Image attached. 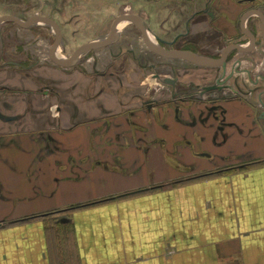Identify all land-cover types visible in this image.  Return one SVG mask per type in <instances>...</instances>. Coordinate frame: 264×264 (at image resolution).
I'll return each mask as SVG.
<instances>
[{"label":"crops","instance_id":"crops-1","mask_svg":"<svg viewBox=\"0 0 264 264\" xmlns=\"http://www.w3.org/2000/svg\"><path fill=\"white\" fill-rule=\"evenodd\" d=\"M48 1L41 14L61 29L58 59L105 41L117 17L134 14L158 47L210 60L227 49L251 75L264 76V41L247 40V33L264 38V0ZM0 4V15L17 9ZM52 31L21 30L0 41V264H264L257 92L211 90L179 103L176 88L208 87L216 69L169 57H160L170 63L152 90L131 60L106 59L118 47L133 48L144 63L159 57L130 19L117 23L112 42L81 51L68 67L41 59L40 51L50 57ZM92 52V61H80ZM108 64L127 76L120 92L116 78L89 73ZM77 65L78 75L60 71ZM231 79L251 87L245 74ZM43 86L60 94H43ZM156 98L164 103L141 106ZM46 217L67 236L47 238Z\"/></svg>","mask_w":264,"mask_h":264},{"label":"flooded vegetation","instance_id":"flooded-vegetation-1","mask_svg":"<svg viewBox=\"0 0 264 264\" xmlns=\"http://www.w3.org/2000/svg\"><path fill=\"white\" fill-rule=\"evenodd\" d=\"M30 1L29 0H10V5L16 6L17 9L14 10L15 13H7V14L0 15V19H1L0 20V41L2 40L3 35H6L7 33L16 35V33L20 30H26V31L34 32L37 35L39 34L38 32H35L33 30L35 27V24L39 21L32 22L29 25H26V24L34 17H40V16L41 17H48V16H44L43 14H41L44 6L47 3H46V0L45 1L44 0H35V2L33 0H30ZM22 14L25 15L24 18L21 16ZM8 17H11V18H8ZM12 18H14L16 21H14V19H12ZM48 18L51 19L50 17H48ZM40 22H43V21H40ZM43 23L48 25V28H50L49 30L54 31V32L52 31L53 32V35H52L53 41L49 47V50H51V48L53 47V45L55 43L56 38L58 37V35L56 33V30L54 29V27L52 25H50L46 22H43ZM6 24L13 26V28H9L8 31L3 32L2 29ZM112 25H113V23H112ZM112 25H111V28H112ZM57 26L59 28V34H60L59 38L61 40V37H62L61 36L62 35L61 29H60L58 24H57ZM251 36L253 37L254 42H252ZM60 40H59V43H60ZM247 40L251 43V47H252V46L259 45L260 42L264 41V38L261 35L260 41L255 40L254 34L247 33ZM2 47H3V43L1 42L0 43V49H2ZM20 47L24 48V44L23 45L21 44ZM226 50L227 49H225V51L220 55V57L218 59L217 58L214 59L216 64L211 65L212 67H215V69H216V72H215L214 78H213L214 82L212 85H210L208 87H195V86H193V84H190L188 86V88H186L185 90H180V89L176 88L173 95L178 99L177 102L189 103V102H192L193 100L194 101L197 99L199 100L203 96L204 93H206L207 91H211V90L216 91V92H221L222 90L227 89L230 91V93L232 95L241 94L245 98H248L249 96L254 95L257 92L256 93V100L259 102V105L263 108L259 112V117L264 119V105L262 104V99H263L262 97L264 96V89H262V87H261L258 90H255V87L257 86L258 82H260V81L264 82V76L262 77L260 75H255V76L251 75L249 73V71L242 66V63H243L242 60L238 59L234 56H231V55L229 56L228 52H227L228 50L227 51ZM32 58L34 60V64H37L38 60L36 58H34V56H32ZM49 59L52 63H54L50 57H49ZM66 60H68V59H66ZM0 62H1V57H0ZM6 64L16 65V66H19L21 68L26 67V65H24L23 63H20V62L17 63L14 61H8ZM54 64H56V63H54ZM236 74H245L247 82H248V84L251 85V87L243 88V87L238 86L237 84H232L231 82L233 80L231 78ZM175 77L176 76L174 74V77H171L169 79L171 80ZM194 90H196V91H194ZM194 93H195V95H194ZM219 98L224 99L226 97L220 95Z\"/></svg>","mask_w":264,"mask_h":264},{"label":"rangeland","instance_id":"rangeland-1","mask_svg":"<svg viewBox=\"0 0 264 264\" xmlns=\"http://www.w3.org/2000/svg\"><path fill=\"white\" fill-rule=\"evenodd\" d=\"M6 0H4V3H5ZM30 1V0H29ZM35 2V0H33ZM0 2L3 3V0H0ZM31 2V1H30ZM29 2V3H30ZM49 1L46 0V3H48ZM52 3V1H51ZM53 4V3H52ZM4 4H0V6H3ZM8 8H10L9 10H13L12 8L15 7V6H11L10 5V0H7L6 1V4H5ZM54 5V4H53ZM6 9V8H5ZM54 10L55 11H60V9H57V7L54 6ZM113 22V21H112ZM111 26V24L109 25ZM50 27V26H49ZM9 28H13V26H10L9 24H6L2 31H8ZM111 28V27H110ZM48 29L50 28H47V26H37L36 28H34L33 30L35 32H38L39 35H46V33H48ZM21 31V30H20ZM23 31V30H22ZM26 31V30H24ZM137 32V31H136ZM53 41V37L51 36L50 39H49V42L50 44L52 43ZM136 41V40H135ZM9 42V41H7ZM73 42H76V41H70V43H73ZM37 43V40L35 41V44ZM4 45V44H3ZM26 46V44H24ZM24 46V47H25ZM142 48L147 49V47L145 46L144 42L142 41L141 42V46ZM75 48V47H74ZM74 48H71V52ZM68 51H70V48L67 49ZM40 53H42L43 57L41 59H44L45 60V63L46 64H49V65H53V63L50 61L49 57L47 56V52L46 51H40ZM45 53V54H44ZM139 52H134L133 48L131 49L130 47H118L116 50H112L111 52L108 53V56H107V60L108 59H111V60H115L116 61H120L123 59H129L131 60V62L137 67L138 71L137 73H139V76H140V79H144V80H147L149 81V84H151L150 86L153 87L152 90H156L154 89V87L156 85H154L153 83H155L156 81H161L163 80V70L161 67L165 68L164 66L166 65H169V61L168 62H164V59L163 58H160L162 56H154L152 55V59H151V62L150 63H144L142 62L141 60L139 61ZM61 54L63 55L64 53L61 52ZM71 54V53H70ZM93 52L92 53H88L84 56H82V58L80 59V61L82 62H85L86 60H90L92 61L93 59V56H92ZM127 55V56H126ZM65 56L67 57V53H65ZM85 60V61H84ZM80 63V62H78ZM110 63V62H109ZM171 70V69H170ZM62 71L63 73H71V75H78V73L81 72V66L80 65H77L76 67L70 69V70H60ZM172 72H173V69H172ZM83 73V72H82ZM91 74V77L95 78V77H111V78H116L117 80V85H118V89H116V91H119L121 90L122 88V82L123 80L127 79V76L123 74V72H117L115 71V69L112 67L111 64H108L106 65L104 68L102 69H94V71L92 72H89ZM63 78V75L62 77H60V79ZM38 91H41V93H55V95H59L60 92L59 90H56V88L52 87V86H43L41 88L38 89ZM173 91V90H171ZM43 93V94H44ZM173 92H171L172 94ZM161 104V103H164V100H160L159 98H156V99H153V100H146L144 102L141 103V106H143L145 108V105L147 104ZM148 111V109H147ZM188 142V141H187ZM44 222H45V225L46 227L50 230L48 231L47 233V238L49 239H54V238H60V239H63L64 236L66 235L67 236V232L65 229H53L55 227H53V224L55 223H58L59 221H54V217H46L44 218Z\"/></svg>","mask_w":264,"mask_h":264},{"label":"water","instance_id":"water-1","mask_svg":"<svg viewBox=\"0 0 264 264\" xmlns=\"http://www.w3.org/2000/svg\"><path fill=\"white\" fill-rule=\"evenodd\" d=\"M261 17H262V15H261ZM8 18H11V17H8ZM12 19H14V18H12ZM126 19L133 20L134 22H136L138 24V26H139V28L141 30V33L143 34L144 41H145L148 49L150 51H152L153 53L157 54V55L162 56V57H169V58H184L186 60L193 61V62H195L197 64H210V65L216 64L215 61H213V60L206 59V58L194 57V56H191V55L187 54L183 50L166 49L164 47H158V46L152 44L150 42V40L148 39L147 35H146V29H145V26H144V24L142 22V19L138 15H134V14H126V15H121V16L117 17L114 20V22H113L110 35L108 36V38L105 41H103L101 43H97V44H83V45H81L75 51L74 55L70 59H68V60L58 59L54 55V50L58 46V43H59V40H60V38H59L60 37V34H59V28H58L57 24L53 20L49 19L48 17H41V16L40 17H34L26 25H29L30 23L36 22V21H43V22H46V23L52 25L54 27V29L56 30V33H57L58 37L56 38L55 43H54L53 47L50 50V58L57 65H60L62 67H68V66L72 65L75 62L76 56L81 51H83V50H85L87 48H92V47H98V46H102V45H107L108 43L112 42L117 37V35H118L117 34V31H116V25H117V23H119L122 20H126ZM14 21H16V20L14 19ZM263 22H264V19H263ZM251 39H252V42H254L253 41L254 39H253L252 36H251Z\"/></svg>","mask_w":264,"mask_h":264},{"label":"trees","instance_id":"trees-1","mask_svg":"<svg viewBox=\"0 0 264 264\" xmlns=\"http://www.w3.org/2000/svg\"><path fill=\"white\" fill-rule=\"evenodd\" d=\"M122 196H124V195H122Z\"/></svg>","mask_w":264,"mask_h":264}]
</instances>
